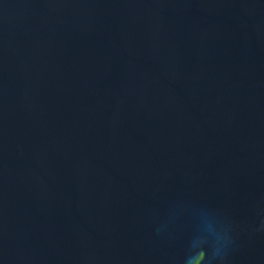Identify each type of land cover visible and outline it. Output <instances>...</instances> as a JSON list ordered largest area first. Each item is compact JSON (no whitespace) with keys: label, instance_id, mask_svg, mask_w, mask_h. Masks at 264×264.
I'll list each match as a JSON object with an SVG mask.
<instances>
[{"label":"water","instance_id":"obj_1","mask_svg":"<svg viewBox=\"0 0 264 264\" xmlns=\"http://www.w3.org/2000/svg\"><path fill=\"white\" fill-rule=\"evenodd\" d=\"M0 264H264V0H0Z\"/></svg>","mask_w":264,"mask_h":264}]
</instances>
